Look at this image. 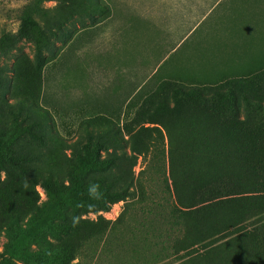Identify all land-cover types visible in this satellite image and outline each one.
Wrapping results in <instances>:
<instances>
[{
	"label": "rangeland",
	"instance_id": "1",
	"mask_svg": "<svg viewBox=\"0 0 264 264\" xmlns=\"http://www.w3.org/2000/svg\"><path fill=\"white\" fill-rule=\"evenodd\" d=\"M204 1L181 14L165 8L178 0H0V136L22 164L1 172L0 216L12 222L17 203L23 212L18 228H1L0 264L184 263L175 183L185 194L189 163L204 162L188 148L210 145L235 99L240 117L246 98L264 102V0ZM94 142L111 164L81 177L78 159ZM254 145L246 160L263 165V142ZM49 175L98 195L126 189L108 210L77 213L71 254L56 238L61 212L34 219ZM252 258L239 263L264 264V241Z\"/></svg>",
	"mask_w": 264,
	"mask_h": 264
},
{
	"label": "trees",
	"instance_id": "2",
	"mask_svg": "<svg viewBox=\"0 0 264 264\" xmlns=\"http://www.w3.org/2000/svg\"><path fill=\"white\" fill-rule=\"evenodd\" d=\"M37 10V6L29 7L31 14ZM29 13L23 18L25 27L34 22ZM199 97L202 98V95ZM245 104V114L240 117L238 102L236 99L233 101L234 113L229 116L225 127L214 131L209 146L199 149L197 145H191L188 148L193 159L202 156L204 162L198 167L196 162L189 163L190 170L185 181L187 189L183 190L185 194H180L182 188L175 183L176 199L185 208L182 212L185 221L182 243L187 256L183 264H240L245 253H250L256 259L258 250L263 248L264 102L246 98ZM212 116L218 120L222 118L216 112H212ZM257 142H263V165L256 162L250 164L246 160L249 154L256 152L254 144ZM215 146L220 147L218 153ZM102 149V144L96 142L86 146L85 156H80L77 164L81 177L102 171L111 164L109 160L101 158ZM215 156L221 159L220 168H215V162H212ZM8 167L21 168L22 164L14 155L10 143L0 136V181L1 172ZM248 170L257 174L256 178L243 179L240 174ZM262 175L263 182L260 180ZM41 187L47 199L41 206L34 205V219L42 223L56 213H62L65 219L56 224V238L61 241L59 246L64 247L67 254H71L72 245L65 238L73 235L72 232L78 228L80 220L77 213L108 210L111 203L126 193V189L118 191L106 185L105 192L98 195L85 187L81 179L70 178L65 183L51 175L42 179ZM18 208L19 203L8 207L12 222L0 216V232L2 227L11 231L20 226L23 212ZM69 210L73 213L70 218L66 217ZM63 260L65 263L71 261L72 257L65 255ZM5 261L6 264H19L14 258Z\"/></svg>",
	"mask_w": 264,
	"mask_h": 264
},
{
	"label": "crops",
	"instance_id": "3",
	"mask_svg": "<svg viewBox=\"0 0 264 264\" xmlns=\"http://www.w3.org/2000/svg\"><path fill=\"white\" fill-rule=\"evenodd\" d=\"M177 0H174V2ZM180 1L179 3H174V5L172 7H165L166 10L168 9L169 11H173L175 13H187V12H194L197 13L198 11H200L203 7H204V0H178ZM208 2H210V0H206ZM206 4V3H205ZM251 14V13H250ZM250 14L246 17L245 13H240L235 15L237 19L235 20H243L242 23L243 25L247 26L249 24L246 25L245 23V19L249 18L250 19ZM176 19H185L187 18L186 16H182V15H175L174 16ZM106 19V18H105ZM104 19V20H105ZM104 20L102 21V23L104 22ZM249 23V22H248Z\"/></svg>",
	"mask_w": 264,
	"mask_h": 264
}]
</instances>
